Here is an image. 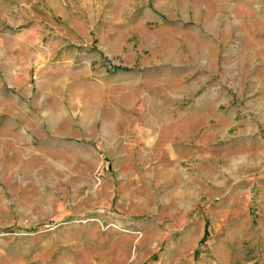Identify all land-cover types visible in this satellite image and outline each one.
<instances>
[{"label": "rangeland", "instance_id": "rangeland-1", "mask_svg": "<svg viewBox=\"0 0 264 264\" xmlns=\"http://www.w3.org/2000/svg\"><path fill=\"white\" fill-rule=\"evenodd\" d=\"M166 176L205 207L190 264H264V0H0V264H141Z\"/></svg>", "mask_w": 264, "mask_h": 264}, {"label": "crops", "instance_id": "crops-1", "mask_svg": "<svg viewBox=\"0 0 264 264\" xmlns=\"http://www.w3.org/2000/svg\"><path fill=\"white\" fill-rule=\"evenodd\" d=\"M43 58V55H39ZM41 67L46 68V63H41ZM8 114L4 115V120H23L24 114ZM34 116V115H33ZM17 117V118H16ZM41 122V126H49V132L51 133V138H58L57 136L69 137V132H61L58 128L61 126L62 119L57 118V115L46 113L43 120L39 117L36 118ZM106 132V131H105ZM110 130H108L107 136ZM62 134V135H61ZM119 136L118 132L111 133ZM164 181H161V187H158L156 179L151 180L149 183L150 198L149 204L141 202L142 212L139 213V218L137 220H131L132 218L125 217V225H133L134 229L140 231L144 236L143 241L139 242L140 249H146V254L141 256L142 263H145L144 258H148L152 255H156L155 251L159 248H164L162 255L156 259L149 260L147 264H190L189 257L193 250H199L198 242L203 238L205 228H206V213L203 214L204 207L201 212L191 215V204H190V189L187 181L184 178H173L166 176ZM156 185V190L153 191V187ZM165 186V187H164ZM164 189V193H159V191ZM234 193H230L227 200L232 197ZM225 199V201H226ZM230 209L223 210L219 218L217 216L215 221H222L223 217H228L231 215ZM194 216V219H191ZM236 217V215H235ZM223 232V231H222ZM224 233V232H223ZM224 238L227 240L228 236L225 235ZM197 243V244H196ZM138 244V246H139ZM196 248V249H195ZM203 253H199L200 259H203L205 264H223L221 259L217 257L216 252L212 254V257L207 249H203ZM151 252H153L151 254ZM157 253V252H156ZM227 256V264L234 263V255ZM138 256V255H137ZM141 263V264H142ZM202 264V263H201Z\"/></svg>", "mask_w": 264, "mask_h": 264}]
</instances>
